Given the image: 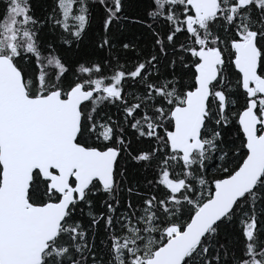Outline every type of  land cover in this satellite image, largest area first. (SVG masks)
I'll list each match as a JSON object with an SVG mask.
<instances>
[{
  "label": "snow or ice",
  "instance_id": "6c2138e0",
  "mask_svg": "<svg viewBox=\"0 0 264 264\" xmlns=\"http://www.w3.org/2000/svg\"><path fill=\"white\" fill-rule=\"evenodd\" d=\"M0 264H264V0H0Z\"/></svg>",
  "mask_w": 264,
  "mask_h": 264
}]
</instances>
